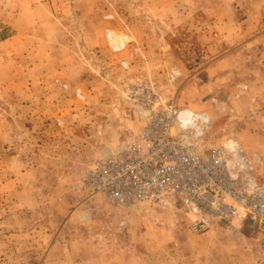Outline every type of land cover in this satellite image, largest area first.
<instances>
[{
	"label": "rangeland",
	"instance_id": "374dc122",
	"mask_svg": "<svg viewBox=\"0 0 264 264\" xmlns=\"http://www.w3.org/2000/svg\"><path fill=\"white\" fill-rule=\"evenodd\" d=\"M158 9L0 0V264H186L210 248L216 232H192L176 204L112 207L84 187L94 161L140 130L141 82L205 113L200 145L240 146L264 185V0ZM230 228L218 231L258 247Z\"/></svg>",
	"mask_w": 264,
	"mask_h": 264
},
{
	"label": "built area",
	"instance_id": "2783aa9c",
	"mask_svg": "<svg viewBox=\"0 0 264 264\" xmlns=\"http://www.w3.org/2000/svg\"><path fill=\"white\" fill-rule=\"evenodd\" d=\"M131 95L142 126L94 161L84 179L89 195L121 208L176 204L194 233L237 224L264 254V185L252 173L258 158L238 146L204 149L200 139L208 122L197 123L199 132L181 123V108L158 99L146 82Z\"/></svg>",
	"mask_w": 264,
	"mask_h": 264
},
{
	"label": "crops",
	"instance_id": "0c3cea01",
	"mask_svg": "<svg viewBox=\"0 0 264 264\" xmlns=\"http://www.w3.org/2000/svg\"><path fill=\"white\" fill-rule=\"evenodd\" d=\"M142 3L159 6L158 10L150 11L154 16H167L175 18L176 16H185L187 11L185 4L188 0H141ZM191 2V0H189ZM233 7V5H232ZM231 7V8H232ZM237 225V224H233ZM231 229V228H230ZM210 237L212 244L210 248L202 250L197 259L187 260L186 264H264L257 248H253L249 239L247 240L235 229L232 231H216ZM217 232H219L217 234ZM247 236V235H246ZM194 236H191L192 240ZM249 241V242H248Z\"/></svg>",
	"mask_w": 264,
	"mask_h": 264
},
{
	"label": "bare ground",
	"instance_id": "6f19581e",
	"mask_svg": "<svg viewBox=\"0 0 264 264\" xmlns=\"http://www.w3.org/2000/svg\"><path fill=\"white\" fill-rule=\"evenodd\" d=\"M177 118H178V121H180L181 123L191 122L190 126L193 127L196 132L200 131L199 126H197V123L199 125H202L203 121L208 122V124L211 122L210 118L205 113L194 112L193 110L188 109V108L180 109ZM235 146H237V145H232V146H228V147L233 148ZM238 147H240V146H238Z\"/></svg>",
	"mask_w": 264,
	"mask_h": 264
}]
</instances>
